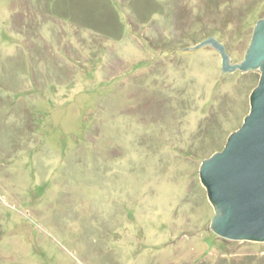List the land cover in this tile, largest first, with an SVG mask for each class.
Segmentation results:
<instances>
[{"label": "rangeland", "instance_id": "374dc122", "mask_svg": "<svg viewBox=\"0 0 264 264\" xmlns=\"http://www.w3.org/2000/svg\"><path fill=\"white\" fill-rule=\"evenodd\" d=\"M49 3L0 0V264H264L200 177L261 76L219 44L241 62L264 0Z\"/></svg>", "mask_w": 264, "mask_h": 264}, {"label": "water", "instance_id": "95a60500", "mask_svg": "<svg viewBox=\"0 0 264 264\" xmlns=\"http://www.w3.org/2000/svg\"><path fill=\"white\" fill-rule=\"evenodd\" d=\"M209 42L219 44L212 39L198 46ZM219 45L224 64L232 70L259 69L261 76L242 125L200 167L202 183L216 209L211 227L224 238L264 241V18L257 21L241 62L231 63Z\"/></svg>", "mask_w": 264, "mask_h": 264}, {"label": "trees", "instance_id": "16d2710c", "mask_svg": "<svg viewBox=\"0 0 264 264\" xmlns=\"http://www.w3.org/2000/svg\"><path fill=\"white\" fill-rule=\"evenodd\" d=\"M104 2H105V0H88L89 6L87 9H85L83 7L85 0H50L49 6H51V8L53 9V12L55 14H60L61 16L65 17L66 19L67 18L71 19L74 22L79 20V21L83 22V24H85V23H88V20L90 17L89 15L92 14V13H89L91 11V9L99 11V13L101 15L102 10L105 9L102 6ZM59 5L62 7H60ZM103 13H104L103 15H105V16H103V18H105V20L107 19L109 21V18H108L109 16L107 15L109 13V11L104 10ZM93 21H95V20H93Z\"/></svg>", "mask_w": 264, "mask_h": 264}]
</instances>
